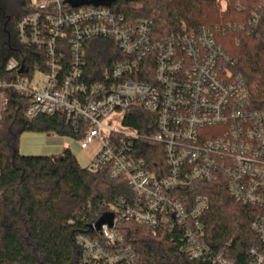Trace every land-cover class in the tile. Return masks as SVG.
Returning a JSON list of instances; mask_svg holds the SVG:
<instances>
[{
	"label": "built area",
	"instance_id": "obj_1",
	"mask_svg": "<svg viewBox=\"0 0 264 264\" xmlns=\"http://www.w3.org/2000/svg\"><path fill=\"white\" fill-rule=\"evenodd\" d=\"M111 1L28 0L17 40L45 54L46 70L25 75L24 66L10 58L5 70L17 77L0 76V119L6 89L27 101L29 120L62 112L65 125L82 134L81 150L94 148L84 169L127 185L128 197L105 204L88 222V233L75 236L79 264H138L119 235V226L127 223L153 237L169 236L191 261L231 264L203 241L201 217L210 205L197 184L217 182L236 203L256 211L250 231L259 246L249 249L248 264H264V110L253 107L244 78L231 72L232 60L216 41L219 30L183 25L160 36L151 20H130L114 12ZM259 18L253 13L249 24ZM91 39L114 42L123 59L86 84L85 44ZM129 110L154 115L155 133L124 126L116 131L102 123L117 113L122 125ZM141 141L161 146L163 164L150 157L148 166ZM106 215L111 225L98 230Z\"/></svg>",
	"mask_w": 264,
	"mask_h": 264
},
{
	"label": "trees",
	"instance_id": "obj_2",
	"mask_svg": "<svg viewBox=\"0 0 264 264\" xmlns=\"http://www.w3.org/2000/svg\"><path fill=\"white\" fill-rule=\"evenodd\" d=\"M111 2L114 12L130 20H151L160 36L175 34L183 25L188 29H218L216 41L232 60L231 72L244 78L253 107L264 110V0ZM28 12V0H0L3 81L17 77V72L5 70L10 58L24 66L25 75L46 70L45 54L17 40V23ZM253 13L260 18L251 26ZM85 51L86 84L96 81L104 69L123 59L110 40L91 39L85 44ZM68 61L67 53L66 65ZM5 91L7 106L0 119V264H79L81 250L75 236L88 233V222L98 217L105 204L128 197L127 185L123 180L110 181L105 173L90 174L78 165L69 149L60 159L20 154L19 139L24 132L78 139L82 134L65 125L62 112L27 119V101L13 90ZM122 126L151 136L155 133V116L129 110ZM139 145L149 154L143 155L149 167L150 157L163 164L161 146L149 141ZM197 190L208 197L210 205L201 217L204 243L231 264H248L249 249L259 246L258 238L250 231L256 211L236 203L220 182L198 183ZM118 229L124 243L136 254L138 264H212L189 260L179 253L169 236L153 237L148 229L135 223L122 224Z\"/></svg>",
	"mask_w": 264,
	"mask_h": 264
},
{
	"label": "rangeland",
	"instance_id": "obj_3",
	"mask_svg": "<svg viewBox=\"0 0 264 264\" xmlns=\"http://www.w3.org/2000/svg\"><path fill=\"white\" fill-rule=\"evenodd\" d=\"M121 117L122 116L120 114L112 113L106 119H104L102 121V123L105 126L111 128L113 130L125 131L126 128H124L120 123ZM115 119H117V120H115ZM50 134H52V133H50ZM47 135H48L47 133H42V132H24L20 136V139H19V150L22 149V148H20V146H22L23 139H25V138H34L36 140H41V145H43V143H45L46 145H49L51 148L54 149L53 152L56 149H57V151H60L63 148L68 147L71 154L75 157L78 165L81 168H85V166L87 165V162H88V157H89L88 153L89 152L86 153L85 151L81 150L78 138H72L69 136H64V137L59 136L57 139H52L53 136L50 138ZM53 135H56V134H53ZM92 151H93V149H92Z\"/></svg>",
	"mask_w": 264,
	"mask_h": 264
},
{
	"label": "crops",
	"instance_id": "obj_4",
	"mask_svg": "<svg viewBox=\"0 0 264 264\" xmlns=\"http://www.w3.org/2000/svg\"><path fill=\"white\" fill-rule=\"evenodd\" d=\"M47 136L50 138L53 136L52 139H57L59 137V136H56L53 134H48ZM20 148H22V149L19 150V152L23 156H47V157H50L53 159H60L63 155L64 150L66 149V147L60 151H57V149H56L53 152L54 149L51 148L49 145H46L45 143H43V145H41V140H36L34 138L23 139V144H22V146H20ZM92 149H94V148H90L89 150L85 151L86 153L89 152L88 156L91 155Z\"/></svg>",
	"mask_w": 264,
	"mask_h": 264
},
{
	"label": "water",
	"instance_id": "obj_5",
	"mask_svg": "<svg viewBox=\"0 0 264 264\" xmlns=\"http://www.w3.org/2000/svg\"><path fill=\"white\" fill-rule=\"evenodd\" d=\"M19 73H22V68L19 70ZM111 221H112V216H104L102 217L98 222H97V229L99 230L100 227L103 225V224H108V225H111Z\"/></svg>",
	"mask_w": 264,
	"mask_h": 264
}]
</instances>
